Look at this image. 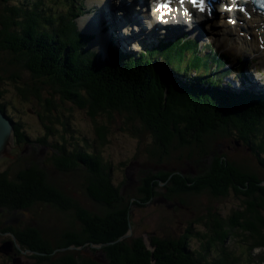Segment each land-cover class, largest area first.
Returning <instances> with one entry per match:
<instances>
[{
    "label": "trees",
    "instance_id": "1",
    "mask_svg": "<svg viewBox=\"0 0 264 264\" xmlns=\"http://www.w3.org/2000/svg\"><path fill=\"white\" fill-rule=\"evenodd\" d=\"M23 1L0 0V52L5 55L0 60V108L12 111L14 118L20 111L14 97L30 104L46 129L36 142L53 150L50 162L57 172L82 175L85 192L95 205L92 211L69 197L64 182L51 180L44 164L24 168L14 164L1 172V206L11 202L15 207H30L35 219L43 217L44 208L51 211L37 227L11 229L22 249L44 252L31 256L36 264H244L243 257L239 260L226 250L228 241L234 239L250 252L264 249V181L258 179L252 164L233 161L227 154H219L216 147L221 138L240 142L264 168V97L244 95L235 99V95L197 85L178 86L153 63L143 66L127 61L123 68L115 67L111 60L89 63L90 54L84 55L73 43L74 23L53 16L51 4L46 3L43 11L41 0ZM180 54L177 56L182 62L185 59ZM167 62L175 65L171 59ZM189 62L203 67L198 60ZM205 81L210 87L219 84L213 76ZM69 103L72 108L66 109ZM61 108L72 116L75 110L84 111L93 124L95 142L84 138L83 146L79 142L66 145L60 126L65 124L66 133L71 130L70 123H62L65 113ZM121 116L126 122L118 124ZM18 121L14 125L15 144L24 145L31 142V136L20 118ZM115 129L138 140L133 158L143 164L164 169L176 159L173 151H182L187 153L185 162L195 157L198 163L210 161L209 165L196 177L171 168L149 174L137 189L134 203L121 194V187L114 183L112 162L104 158L108 138ZM53 137L59 142L53 143ZM158 181L167 185L161 196L168 201L175 193L182 205L195 201L197 206H204L196 202L198 197L213 203L232 191L242 198V205L225 218L209 204L200 208L196 219L185 220L183 229V220L173 222L174 227L166 232L159 230L163 227L159 224L156 231L148 232L154 233L149 249L142 237H136L140 224L131 206L141 207L160 197ZM30 198L34 205L28 203ZM52 219L64 222L55 240L46 234L51 228L43 230L55 227L50 225ZM129 230L133 234L125 237ZM106 243L112 245L102 248L105 258L99 262L93 246ZM84 248H89L93 257L83 256Z\"/></svg>",
    "mask_w": 264,
    "mask_h": 264
},
{
    "label": "rangeland",
    "instance_id": "2",
    "mask_svg": "<svg viewBox=\"0 0 264 264\" xmlns=\"http://www.w3.org/2000/svg\"><path fill=\"white\" fill-rule=\"evenodd\" d=\"M49 0H45V3L49 4ZM1 4V2H0ZM1 7V5H0ZM55 8L59 10V5L55 4ZM73 11L75 12L78 7H72ZM83 12V11H82ZM90 11H87L85 14H89ZM2 13V9L0 8V16ZM54 13V12H53ZM1 22V19H0ZM77 31V30H76ZM92 48L91 46H89ZM79 48V47H78ZM243 48L242 50H244ZM229 51V50H228ZM231 51V50H230ZM229 51V52H230ZM84 55H87L86 53ZM264 55V53H263ZM260 56V54H259ZM5 57L3 52H0V60H2ZM97 62H99L97 60ZM145 65L144 63H140V65ZM118 68H123L122 66H118ZM179 77V76H176ZM11 92V91H10ZM217 93V92H216ZM223 94V93H221ZM242 94V93H241ZM225 95V94H223ZM242 95H247L246 92H243ZM229 96H232L230 94ZM250 96V95H249ZM256 98L260 96L255 95ZM254 96V97H255ZM10 97V95H9ZM241 97V96H237ZM234 97L235 99L237 98ZM251 98H254L253 96H250ZM15 103L18 106L16 109L19 111V114L17 112L16 115H14V118H12V111H9L8 109L5 111V116L12 121V124L16 126V124L19 122L18 119L25 124L27 127V130L29 131L28 134L31 136V142L24 143V145H17L14 144V147L10 149V151L6 154L7 156H4L0 159V173L8 169L10 166H13L14 164L21 165V167H26L30 164H44L46 168V171L50 177L51 180L54 182L57 181V183H63V189L66 191L67 195L69 197L74 198L78 200L83 206L89 208L92 211L94 210V204L91 203L89 197L86 194V187L83 179L80 178L82 176L79 173L77 175L75 174H64L61 172H57L52 166V163L50 162V158L53 156V150L51 148H46L44 146H41L36 141L40 136L44 135L46 133V129L44 128V124L40 122L41 120L38 119L36 114H34L30 107L29 103H22L21 100L18 97H14ZM72 104L69 103L65 107L66 109L72 108ZM75 107V106H74ZM64 108V110H65ZM76 108V107H75ZM74 108V109H75ZM1 109V108H0ZM52 110V109H51ZM63 111V114L65 113V117L62 119V123L68 122L70 123L71 132L66 133L65 130V124H61V134L65 139L66 145L67 142L71 143L69 147L72 145H76L77 142L80 143L81 146L84 145L83 139L88 138L90 139V142H95L96 136L94 135L93 131V124L91 120L87 117L86 113L84 111H78L75 110L74 115L72 116L71 113L68 110H63V108L60 109ZM2 111V112H3ZM53 111V110H52ZM55 111H53L54 113ZM57 113V112H55ZM21 114V115H20ZM70 117L69 121H65L66 118ZM24 118V119H23ZM118 124L125 123L124 119H122V116L117 118ZM123 122V123H122ZM46 123L49 125L50 122ZM46 124V125H47ZM124 129V127H122ZM15 131V130H14ZM125 132H120L115 129L112 136H109L108 143L105 146V155L104 158L112 162V166L114 168V183L116 186L121 187V194L128 198L130 197L131 200H135V197L138 196V188L141 185V182H145L146 178L151 175L158 174V171H160L162 166H154L152 164L146 165L141 163V160L134 159V153L137 152L139 142L137 139L132 138L131 136L126 135ZM68 134V135H67ZM61 136V135H60ZM15 140V138H14ZM59 142L58 138L53 137L52 142ZM140 141V140H139ZM53 142V143H54ZM61 143V142H60ZM80 146V147H81ZM216 147L218 149L219 154H227L233 161H236L238 163H245L244 161H247L250 165L252 164V168L256 171V173L259 175L258 179L261 181H264V168H261L258 163H256V160L253 156V153L251 152V149L244 146L240 142H234L230 141L226 138H221L216 144ZM215 147V148H216ZM215 153V152H214ZM174 156H176V159L173 161L172 166L165 167L162 170H170L169 168L173 169L174 171H180L183 175H192L194 177L201 175V172H204L203 168L205 165H209L208 163L210 161L207 160V162H200L198 163L194 158H192L190 161L185 162V154L182 151H173ZM254 160H253V158ZM199 158V157H198ZM197 158V159H198ZM180 161V162H179ZM48 163V164H47ZM204 163V164H203ZM247 163V164H248ZM246 164V163H245ZM248 164V165H249ZM149 168V169H148ZM69 181H72L71 183ZM74 182L76 184H74ZM166 186L165 184H162L158 181L157 184V193L159 192L160 197L153 198L151 201L142 204L141 207H135L132 205V202L130 203V206L133 210V213L137 214V217H135L136 223L140 224L139 229L137 230V236L142 237L146 240L149 238L148 232L156 231V228H158L159 224L163 226L161 229L162 232H166L169 228L174 227V223H177L181 220L184 223L185 220H194L196 219V216L200 215V208H208L209 204H211V209L220 213L222 217H228L232 214V212L239 210V208L242 205V198L236 196L232 191L231 194L223 199L220 200H214L213 203H210L209 201H204L202 199H199L196 202H202L204 206H197L196 203H191V205H187L185 203L184 205L181 204V200H178L175 196V193H172V200L169 199V201L162 197L161 195H164L166 192ZM181 192V191H180ZM179 192V193H180ZM27 193V192H24ZM23 195V194H22ZM27 195V194H25ZM24 196V195H23ZM21 196V198L23 197ZM5 198V197H4ZM193 199V198H192ZM8 200V199H7ZM10 202V201H8ZM31 205H34L35 200L33 198L29 199V202ZM136 203V202H134ZM139 203V202H138ZM22 206V204H20ZM135 205V204H134ZM188 208H186V206ZM23 207H15L12 206L11 202L7 207L0 205V264H36V261L31 258V256H35V254L42 255L44 252H36V251H26V248H21V246L18 243L17 237L11 232V229H16L21 226L30 225L32 228L37 227L40 225L39 220H42L46 215L50 214V210L48 207L44 208L42 215L43 217H39L38 219L34 218V215L32 214L31 210H29L30 207L23 208ZM53 209V208H52ZM194 210V211H193ZM27 212L29 213L28 216H23L21 218L12 219L10 222L9 219L13 214H17L19 212ZM188 212V213H187ZM22 214V213H21ZM20 214V215H21ZM18 215H16L17 217ZM55 223H50L52 226H46V228L43 227V230L47 231V229L51 228V231L49 234L46 233L52 240H55L62 232V221H59V219H52ZM65 225V224H64ZM186 226V223H184L181 227L183 229ZM177 229H179V226L176 225ZM130 228V227H129ZM203 230V228H202ZM132 234H126L125 237H129ZM153 236L154 233H151ZM124 237V238H125ZM234 239H231L228 241V247L229 250L234 251V256L241 253V250L239 251V244L237 241H233ZM194 242V241H193ZM111 243L101 244L97 245L100 246L97 248L98 252L95 254V258H97L99 261H102L104 259V255L102 253V248L111 246ZM26 249V250H25ZM75 249V248H71ZM19 252H17V251ZM102 250V251H101ZM216 253L213 252V255ZM264 255V250L262 251H254L249 252L246 251L244 254V263L248 264L251 263V261H257L260 257V255ZM83 256L93 257V253L91 250L83 249L82 250ZM104 257V258H103ZM237 257V256H235ZM239 260L242 258L241 256L238 257ZM250 261V262H249ZM12 262V263H11ZM104 262V261H103ZM242 262V263H243Z\"/></svg>",
    "mask_w": 264,
    "mask_h": 264
},
{
    "label": "bare ground",
    "instance_id": "3",
    "mask_svg": "<svg viewBox=\"0 0 264 264\" xmlns=\"http://www.w3.org/2000/svg\"><path fill=\"white\" fill-rule=\"evenodd\" d=\"M102 2V0H91L90 2H91V4H94V5H97V4H101L100 2ZM116 1V3L115 4H113L112 5V7H111V10H110V15L111 16H113L115 13H119V14H121V10H122V8L120 7V4H119V1L120 0H115ZM94 8V7H93ZM85 10V9H84ZM77 12V9L75 10V12L74 13H76ZM82 14H83V12H82ZM91 14H93L92 12H91ZM161 14V12L160 11H157V9H155V11H153V12H148V15L151 17V20H152V22H156V18L158 17V15H160ZM88 16V15H87ZM90 17V16H89ZM96 17H98V14L97 15H95V17H93V19H95ZM142 17H146V16H142ZM116 21H118L119 19L118 18H114ZM135 19H136V17H135ZM189 19H190V16H186V17H183V18H176L175 20L178 22V23H181L182 25H183V27H185L186 29H189L188 31H190L191 30V25L194 23V22H197V21H202V22H204L205 20H207V19H205L204 17H200V18H195L194 16L192 17V20H191V22H189ZM133 20V18L131 17L130 19H128V23H130L131 21ZM165 20H167L166 18L164 19V24L166 23V21ZM244 20H245V23H244V25H240V24H237L236 26H227L226 27V31L229 33V37L230 38H232L233 40H236V41H242V42H244V44H247V42H245L243 39H237V37H238V34L240 33V26H243V27H245L244 28V30H242V32H244L245 33V35H246V37L247 36H252L253 37V41H255L254 42V46L256 47V46H258L259 48H261L262 47V45H264V29L262 28V27H256V28H254L253 27V20H248V19H245V17H244ZM122 22V21H121ZM172 22H174V20L172 21ZM208 22V21H207ZM169 23H171V21L170 22H168V23H166V24H169ZM125 24V23H124ZM187 25H188V27H187ZM248 27H250V28H248ZM118 30H120V31H122V29L121 28H118ZM156 32H158L157 30H155V27L153 28V33H156ZM78 33V30L76 31V34ZM125 33H127V31L125 30ZM72 34L74 35V33H73V30H72ZM73 37H75V36H73ZM196 37H199V32L198 31H194V33L193 34H190L189 35V38L192 40V39H194V38H196ZM139 38H141L140 40H145L146 42H148L147 40L149 39V41H151V42H153V39H155V34H149V38H147L146 36H141L140 34H139ZM85 44H87L88 46H91L92 48H90L91 50L93 49V46H92V44L91 43H89L87 40L85 41ZM209 46H211V45H209ZM78 47V46H77ZM211 48V47H210ZM212 51H213V49H212ZM214 52V51H213ZM216 52H217V49H216ZM215 54V53H214ZM178 55V54H177ZM216 55V54H215ZM261 55H263V54H261ZM216 56H218V55H216ZM97 59L96 60H102V59H100L99 57H96ZM111 62H113V61H111ZM174 76H179L180 77V75L176 72V74H174ZM255 95H257V94H254V95H252V96H255ZM259 96V95H258ZM4 109V108H3ZM5 114V112H3L2 113V116L7 120L8 118L4 115ZM24 119V118H23ZM48 164V163H47Z\"/></svg>",
    "mask_w": 264,
    "mask_h": 264
},
{
    "label": "water",
    "instance_id": "4",
    "mask_svg": "<svg viewBox=\"0 0 264 264\" xmlns=\"http://www.w3.org/2000/svg\"><path fill=\"white\" fill-rule=\"evenodd\" d=\"M2 113L3 112L0 109V159L3 158L4 156H7L8 155L7 153L10 151V149L12 147H14V144H15L14 125L12 124V122L9 119L6 120L2 116ZM16 215H18V216L16 217ZM28 215H29V213L22 211V212H19L17 214H13L11 216V218L9 219V221L11 222L12 219H15L14 221H16L17 218H21L23 216H28ZM149 237H150V235H149ZM151 237H152V235H151ZM148 244L150 246L149 248L152 249L150 240H149ZM72 248H74V247H72ZM96 260H98V259H96ZM99 262H102V261H99Z\"/></svg>",
    "mask_w": 264,
    "mask_h": 264
},
{
    "label": "clouds",
    "instance_id": "5",
    "mask_svg": "<svg viewBox=\"0 0 264 264\" xmlns=\"http://www.w3.org/2000/svg\"><path fill=\"white\" fill-rule=\"evenodd\" d=\"M242 96H244V95H242ZM247 96H249V95H247ZM127 234H133V230H129V232H128ZM149 235H150V237L147 239L148 241H147V243H146V245L148 246V248L150 247L148 243H149V240H150V238H151V233H150ZM144 242H146L145 239H144ZM228 244H229V243H227L226 246H225V247H226V250L229 251L230 253H231V252H234L233 250H229V247H230V246L228 247ZM93 247L97 249V248L100 247V246L94 245ZM88 249H89V248H88ZM149 249H150V248H149ZM89 250H90V249H89ZM240 250H241V253H240V254H242V255H241V257H242V256H244V254L246 253V251L249 250V249H248L246 246H244V245H239V251H240ZM262 250H264V249L257 248V249H255L254 251H259V252H260V251H262ZM254 251H252V252H254ZM249 252H250V251H249ZM262 255H263V254H261L260 257H262ZM257 261H259V259H258Z\"/></svg>",
    "mask_w": 264,
    "mask_h": 264
}]
</instances>
